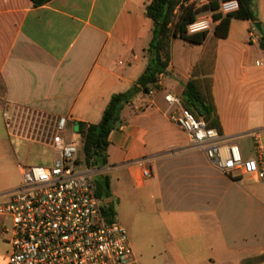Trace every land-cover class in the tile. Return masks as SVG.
Listing matches in <instances>:
<instances>
[{
    "label": "crops",
    "instance_id": "obj_1",
    "mask_svg": "<svg viewBox=\"0 0 264 264\" xmlns=\"http://www.w3.org/2000/svg\"><path fill=\"white\" fill-rule=\"evenodd\" d=\"M150 2L54 0L34 7L31 0H0V110L46 116L53 121L50 133L60 117L100 123L111 97L133 88L146 70ZM253 4L262 31L252 21L234 20L218 42L213 75L223 137L247 157L254 154L253 133L264 139V0ZM184 51L177 68L171 50L161 90L126 106L109 138V164L101 170L109 177L121 174L118 189L111 182L109 202L117 203L135 264H245L264 253L258 251L264 232L261 182L219 172L172 122L165 97L183 94L203 46L195 56ZM172 123L184 137H172ZM15 133L56 158L50 140L38 141L16 127ZM145 168L152 177H143ZM0 259L6 264V254Z\"/></svg>",
    "mask_w": 264,
    "mask_h": 264
},
{
    "label": "built area",
    "instance_id": "obj_2",
    "mask_svg": "<svg viewBox=\"0 0 264 264\" xmlns=\"http://www.w3.org/2000/svg\"><path fill=\"white\" fill-rule=\"evenodd\" d=\"M211 1L182 0L176 8V13L181 6L201 11L187 26L188 35L212 30L213 12L205 10ZM239 9L237 0H220L217 13L227 16ZM165 100L171 111L176 108L172 122L219 172L233 176L238 171L242 179L264 182L261 132L253 133L254 154L247 157L238 144L187 110L180 96L170 93ZM69 123V117H60L51 131L53 163L22 167L20 186L0 195L6 264H135L126 228L117 220L107 222L102 214L93 174L78 157L79 138L74 133L68 140ZM143 177H152L151 169H143ZM7 221L10 227H5Z\"/></svg>",
    "mask_w": 264,
    "mask_h": 264
},
{
    "label": "trees",
    "instance_id": "obj_3",
    "mask_svg": "<svg viewBox=\"0 0 264 264\" xmlns=\"http://www.w3.org/2000/svg\"><path fill=\"white\" fill-rule=\"evenodd\" d=\"M54 0H31L34 7H42ZM182 0H151L146 9L147 17L153 23V37L147 49L148 64L136 84L127 92L118 93L111 97L100 123H77V136L82 140L84 163L90 170H100L108 166L109 138L117 125L122 122L124 108L132 104L138 95L149 96L153 91L161 90V78L166 75L171 64V50L174 39H181L190 45L203 46L199 61L192 70L191 80L187 83L180 96L183 106L196 117L204 118L210 128L217 129L223 136L215 97L213 94L214 71L218 42L228 37L234 20L252 21L258 19L254 12L253 0H237L240 9L227 16L217 13L220 0H212L205 9L214 15L217 23L214 32H203L188 35L187 26L193 23L201 12L191 7L181 6L178 13L176 8ZM260 48L264 51V32L260 39ZM96 195L101 202V211L107 222L117 220V203L110 201L113 197L111 180L108 175L94 179ZM4 220L0 217V240ZM264 255L248 260L245 264H261Z\"/></svg>",
    "mask_w": 264,
    "mask_h": 264
},
{
    "label": "rangeland",
    "instance_id": "obj_4",
    "mask_svg": "<svg viewBox=\"0 0 264 264\" xmlns=\"http://www.w3.org/2000/svg\"><path fill=\"white\" fill-rule=\"evenodd\" d=\"M200 15V13L198 14ZM197 15V16H198ZM203 15V14H202ZM214 18L215 13H209ZM213 25L212 30L209 33H213L216 27ZM184 47L189 48L194 56L198 53L200 48L199 45H190L181 39H174L172 42V52L174 55L175 66L179 68V63L183 59L185 54ZM152 95V94H151ZM150 96V95H149ZM4 111L0 110V195L10 192L20 186L22 183V175L20 171V166H36L43 165L48 166L54 159V153L52 150L45 148L37 143L28 142L26 139L18 138L15 133L16 129L22 134L34 138L38 141H47L50 139V124L53 123L48 117L40 115L38 113L30 112L25 109H18L15 111L4 107ZM176 108L170 112V117L175 113ZM4 112V113H3ZM8 114L5 117L4 114ZM258 117H254L253 120ZM168 129L172 134V137H184L183 134L179 132L172 124H168ZM77 132V123H72L70 121L67 137L68 140ZM187 137V136H186ZM247 149L250 148L251 142L247 141ZM79 154L78 157L80 161L84 164V151L82 140L79 139L78 142ZM86 168V164L84 165ZM84 167H82L83 169ZM88 169V168H86ZM92 172L94 179L104 176L103 170H90ZM238 171H233V175H238ZM121 174L112 172L110 174L112 186L115 189L117 187V178ZM259 191L264 197V182L259 184ZM119 223H122L120 217L117 218ZM10 227V223L7 221L5 227ZM124 226V225H123ZM125 227V226H124ZM126 228V227H125ZM127 230V229H126ZM128 232V231H127ZM264 234V232H263ZM260 235V247L259 250L264 248V235ZM129 235V233H128ZM8 238L3 236L0 241V256L3 257L7 251V244L4 240ZM130 238V235H129ZM131 241V239H130ZM254 256H263L261 253H254ZM0 264H2L0 259ZM140 264H146L144 261H140Z\"/></svg>",
    "mask_w": 264,
    "mask_h": 264
},
{
    "label": "water",
    "instance_id": "obj_5",
    "mask_svg": "<svg viewBox=\"0 0 264 264\" xmlns=\"http://www.w3.org/2000/svg\"><path fill=\"white\" fill-rule=\"evenodd\" d=\"M255 26L260 32L262 31V27L260 23H256Z\"/></svg>",
    "mask_w": 264,
    "mask_h": 264
}]
</instances>
